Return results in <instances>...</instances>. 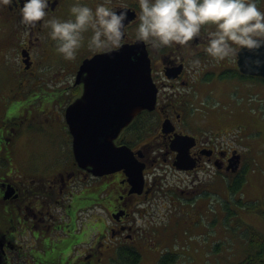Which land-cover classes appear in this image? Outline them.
I'll use <instances>...</instances> for the list:
<instances>
[{
	"label": "flooded vegetation",
	"instance_id": "1",
	"mask_svg": "<svg viewBox=\"0 0 264 264\" xmlns=\"http://www.w3.org/2000/svg\"><path fill=\"white\" fill-rule=\"evenodd\" d=\"M76 2L50 0L46 17L25 24L21 0H0V264H131L139 257L140 264L145 256L160 264L166 223L198 218L215 196L226 208L227 193L243 177L244 136L235 131L242 132L248 115L224 98L239 106L249 92L257 103L264 77L245 71L258 70L257 58L241 67V51L219 61L210 56L212 26L185 45L156 49L142 41L157 87L155 107L116 131L102 114L114 98L87 95L96 68H81L141 41L139 0H79L126 11L125 35L119 47L95 50L87 46L89 30L69 60L44 21L70 18ZM258 6L264 9V0ZM85 94L86 113L75 132L68 109ZM215 103L228 115L212 114ZM113 149L128 168L105 169ZM168 254L177 262L178 255Z\"/></svg>",
	"mask_w": 264,
	"mask_h": 264
},
{
	"label": "clouds",
	"instance_id": "2",
	"mask_svg": "<svg viewBox=\"0 0 264 264\" xmlns=\"http://www.w3.org/2000/svg\"><path fill=\"white\" fill-rule=\"evenodd\" d=\"M260 0H139L137 38L159 49L185 45L207 30L205 51L217 61L229 58L244 48H264V9ZM21 22L33 24L48 15L50 0H21ZM68 19L52 18L51 38L65 59H73L84 44L90 49L119 47L125 35L126 11H117L107 3L95 8L77 0ZM194 65H199V59ZM258 65L264 60L256 59Z\"/></svg>",
	"mask_w": 264,
	"mask_h": 264
},
{
	"label": "rangeland",
	"instance_id": "3",
	"mask_svg": "<svg viewBox=\"0 0 264 264\" xmlns=\"http://www.w3.org/2000/svg\"><path fill=\"white\" fill-rule=\"evenodd\" d=\"M10 57L16 61V53ZM256 93L257 103L250 101L255 98L253 94L244 92L243 99L237 102L239 106L224 98L229 108L247 110L248 120L242 132L235 131L237 137L244 136L241 150L245 182L239 190L227 193L226 208L221 205L222 199L215 196L207 208L197 212L198 218L175 216L163 226L161 235L167 240V247H159V254H166L167 262L173 258L168 251L178 255L176 264H239L256 252L250 244L248 230L252 227L264 235V217L249 207L259 205L264 209V85ZM261 103L263 107H259ZM209 111L222 117L229 113L227 107L218 103L212 104ZM165 215L160 212L161 217ZM140 264L157 263L156 259L145 256Z\"/></svg>",
	"mask_w": 264,
	"mask_h": 264
},
{
	"label": "water",
	"instance_id": "4",
	"mask_svg": "<svg viewBox=\"0 0 264 264\" xmlns=\"http://www.w3.org/2000/svg\"><path fill=\"white\" fill-rule=\"evenodd\" d=\"M239 56L240 65L245 70L246 61L253 62L254 58L257 57L264 60V48L259 50L244 48ZM89 65L94 66L96 69L90 79L92 86L88 88L87 95L92 96L94 94V97L114 98V103L108 109H105L102 114L105 121L111 118L109 120L114 124L116 131L125 127L143 110L154 109L157 87L153 82L150 59L142 41H138L132 46L123 47L117 52L98 56L84 63L81 73ZM245 71L257 73V75L264 77V65H258V70ZM87 95L85 94L83 98L77 100L68 109V118L75 132L82 126L80 123L83 121L82 115L86 113L82 110V106L86 102ZM73 114H75V118H72ZM77 141H80L79 134L77 135ZM117 154L118 151L113 149V156L105 158L103 161L105 169L128 168L127 164L117 157ZM237 169L238 159H235L233 170L237 171ZM140 171L137 172L136 184L142 183Z\"/></svg>",
	"mask_w": 264,
	"mask_h": 264
},
{
	"label": "trees",
	"instance_id": "5",
	"mask_svg": "<svg viewBox=\"0 0 264 264\" xmlns=\"http://www.w3.org/2000/svg\"><path fill=\"white\" fill-rule=\"evenodd\" d=\"M245 182L244 178H238L234 182V187H232V191L239 190L240 187ZM249 209L253 212H257L261 214L264 217V209H262V206L259 205H250ZM248 238L250 240L251 246L256 250L254 254L249 255L245 260L240 262L239 264H264V235L260 232L256 231L252 227L248 230ZM166 257H163L161 259L160 264H169L174 263L176 261V258H172L171 261L167 262ZM133 261H130L131 264H136L140 261V257L136 260L133 258Z\"/></svg>",
	"mask_w": 264,
	"mask_h": 264
}]
</instances>
